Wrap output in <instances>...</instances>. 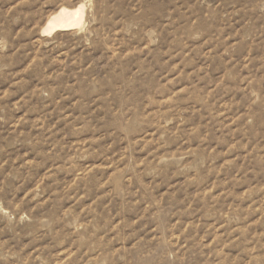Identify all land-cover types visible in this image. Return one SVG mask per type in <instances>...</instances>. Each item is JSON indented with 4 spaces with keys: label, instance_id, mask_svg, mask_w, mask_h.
I'll return each instance as SVG.
<instances>
[{
    "label": "rangeland",
    "instance_id": "374dc122",
    "mask_svg": "<svg viewBox=\"0 0 264 264\" xmlns=\"http://www.w3.org/2000/svg\"><path fill=\"white\" fill-rule=\"evenodd\" d=\"M0 264H264V0H0Z\"/></svg>",
    "mask_w": 264,
    "mask_h": 264
},
{
    "label": "bare ground",
    "instance_id": "6f19581e",
    "mask_svg": "<svg viewBox=\"0 0 264 264\" xmlns=\"http://www.w3.org/2000/svg\"><path fill=\"white\" fill-rule=\"evenodd\" d=\"M84 5H79L74 10L61 9L50 17L42 30V36L51 37L56 32L79 30L84 25Z\"/></svg>",
    "mask_w": 264,
    "mask_h": 264
}]
</instances>
